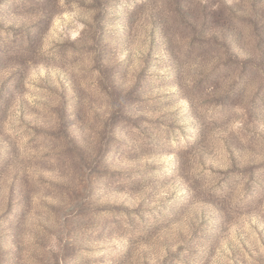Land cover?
<instances>
[{"label":"rangeland","instance_id":"rangeland-1","mask_svg":"<svg viewBox=\"0 0 264 264\" xmlns=\"http://www.w3.org/2000/svg\"><path fill=\"white\" fill-rule=\"evenodd\" d=\"M0 264H264V0H0Z\"/></svg>","mask_w":264,"mask_h":264}]
</instances>
